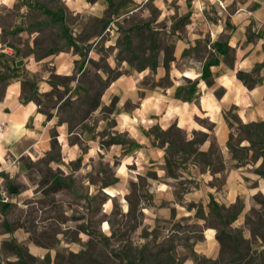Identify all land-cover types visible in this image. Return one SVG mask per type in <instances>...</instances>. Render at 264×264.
I'll return each mask as SVG.
<instances>
[{"label":"rangeland","instance_id":"obj_1","mask_svg":"<svg viewBox=\"0 0 264 264\" xmlns=\"http://www.w3.org/2000/svg\"><path fill=\"white\" fill-rule=\"evenodd\" d=\"M239 1L244 0H20L14 7H0L3 41L12 42L22 55L34 60L53 56L63 64L75 58L73 72L52 69L49 89L32 83L23 91L47 117L56 114L71 130L85 132L94 147L91 156L67 161L55 137L46 155L20 160L23 176L14 177L4 191L13 198L0 221V232L11 233L3 242L4 260H18L21 248L27 264H264V191L257 188L264 180L257 172L264 156L255 157L258 148L256 153L244 150L251 143L237 114L230 116L234 131L227 143L242 168L241 183L255 187L254 193L242 194L231 205L214 198L210 203L182 204L184 209L178 206V211L157 217L153 211L163 203L155 187L164 180L160 170L152 168L164 166L178 179L171 184V198L180 205L194 183L190 177L181 179L191 173L188 167L200 163L202 168L211 164L223 170L225 154L214 135L188 134L176 124L165 128L157 123L142 135L131 125L130 114L138 111L145 94L141 90L135 102L128 90L124 96L109 91L115 80L136 74L141 65L152 73L138 79L142 87L154 91L171 85L170 76L158 79L149 66L152 58L168 68L176 64V43L187 37L188 23L198 17L219 24ZM203 39L195 51L184 53L208 56L206 64L217 61L210 46L220 53L221 43ZM182 83L193 86L187 78ZM81 84L82 93L77 90ZM173 94L181 95L182 90ZM122 114H128L129 123ZM72 141L82 143V138L74 135ZM208 146L209 152L201 151ZM153 150L164 154L153 155L155 164L148 155ZM139 155L141 160L135 158ZM12 185L18 189L11 191ZM2 198L0 190V202L6 204ZM205 228L217 232L221 246L215 257L197 251L206 241ZM14 232L26 236L25 242L42 254L19 242Z\"/></svg>","mask_w":264,"mask_h":264},{"label":"crops","instance_id":"obj_2","mask_svg":"<svg viewBox=\"0 0 264 264\" xmlns=\"http://www.w3.org/2000/svg\"><path fill=\"white\" fill-rule=\"evenodd\" d=\"M19 1L0 0V7H14ZM21 18H18L19 21ZM194 19L188 23L187 37L177 40L176 64H170L169 68L159 64L156 68L158 79L170 76L171 85L158 87L160 89L156 88L154 91H148L147 85L142 87L138 79L152 74L147 66L145 69L137 70L136 74L130 73L115 80L109 88V91L113 90L114 94L120 96H124L128 90L129 99L135 102L141 90L145 94L140 97L142 105L136 108L138 111H132L130 114L131 125L142 135L143 130L157 123L165 128L176 124L188 134L203 131L209 138L214 135L225 154L223 170L213 169L211 164L202 168L200 163L188 167L191 173L181 176V179L190 177L194 183H190L192 186L184 194L183 203L180 205L171 198L173 195L171 184L173 180L178 179L170 177L164 166L152 168L160 170L159 178L164 180L159 181L155 187L160 202L163 203L153 211L157 217L167 216L175 208L178 211V206L184 209L183 205L191 202L210 203L212 198L221 204H235L239 202L242 194L254 193L253 189H256L241 183L242 168L238 167L237 160L230 156L231 149L227 142L234 131V126L230 122L232 113L237 114L243 123L264 121V0L239 1L237 9L226 19H221L219 24L200 22L198 17ZM4 33L5 28L0 24V91L3 92L0 97V190L3 192L14 177L23 176L20 171V160L26 156L40 158L46 155L53 150L55 137L67 161L84 159L92 154L94 149L85 132L82 135L77 129L71 130L69 124L59 122L56 114L47 117L35 102L25 99L23 91L26 82L37 84L42 89H49L48 75L52 69L56 67L65 73L73 72L75 58L72 61L67 59V63L64 64L53 56L34 60L32 57L22 55L19 48H13L15 45L12 42H4ZM206 36L211 40L209 43H226L225 47L229 48L225 53H218L216 47L210 46L212 51L216 52L218 63L211 65L212 76L208 79L203 77V70L210 60L209 57L195 58L194 52L184 53L186 49L195 51L197 45L205 42L203 38ZM11 37L12 35L9 36L10 39ZM229 53L231 58L228 57ZM180 62L183 64L182 68L177 66ZM240 70L246 72L249 79L256 80L254 87H250L238 77ZM6 72L9 74H5ZM183 78L189 79L193 86L184 85ZM179 88L182 94L175 96L173 92ZM77 90L82 93L83 84L78 85ZM126 116L121 115L129 123ZM74 135H80L82 143L73 142ZM209 150V146L201 148L204 152ZM148 155L152 160L153 155L163 157L164 154L153 150ZM135 158L141 160V155ZM152 164H155L153 160ZM219 180L222 181L221 184L217 183ZM257 186L264 191V180H259ZM4 206L5 204L0 202V221L5 211ZM188 211L191 214L193 210ZM12 236L17 237L19 242H24L32 252L42 254L37 246L25 242L26 236L19 232H14ZM8 237H11L10 232H0V264H9L16 260V258L4 260L2 257L3 242ZM204 238L206 241L197 247V251L215 257L221 246L217 232L205 228ZM189 264H193L192 260Z\"/></svg>","mask_w":264,"mask_h":264},{"label":"trees","instance_id":"obj_3","mask_svg":"<svg viewBox=\"0 0 264 264\" xmlns=\"http://www.w3.org/2000/svg\"><path fill=\"white\" fill-rule=\"evenodd\" d=\"M223 47L224 46L222 44H219L218 51L220 53H225V51L227 50V49L224 50ZM152 59L153 60L151 61L149 66H151V68L154 70L159 66L160 62H159V59H157V57L155 56ZM216 63H218V61H211L210 63L204 66L203 77L205 79H208L212 76V72H210V68H211V65L216 64ZM146 67H147L146 65H141L140 69H145ZM238 77L244 80L250 87L255 86L256 80L249 79L248 74L246 72L240 70V72L238 73ZM29 84L32 85V83L26 82L24 83V86L29 85ZM241 128H243L247 132V135H248L247 139L251 143L250 146H245L244 150H248V152L253 151L254 153H256V149L258 148L260 153L257 154V156L255 157L260 158L264 156V121H256L253 123H243L242 122ZM171 172L173 171H170V173ZM257 172L261 174V176L264 177V162L262 163L261 168H259ZM215 203L216 205H218L217 202ZM7 204L8 203H6L5 206H7ZM16 253L19 255V259L15 260L14 262H10L9 264H27L24 258L23 250L21 248H18V251ZM130 262H131L130 264H137L136 262H133V261H130Z\"/></svg>","mask_w":264,"mask_h":264},{"label":"built area","instance_id":"obj_4","mask_svg":"<svg viewBox=\"0 0 264 264\" xmlns=\"http://www.w3.org/2000/svg\"><path fill=\"white\" fill-rule=\"evenodd\" d=\"M2 200L4 203H9V202H12L13 198L10 197L9 193L3 192Z\"/></svg>","mask_w":264,"mask_h":264},{"label":"water","instance_id":"obj_5","mask_svg":"<svg viewBox=\"0 0 264 264\" xmlns=\"http://www.w3.org/2000/svg\"><path fill=\"white\" fill-rule=\"evenodd\" d=\"M18 188L15 186V185H12L11 186V191L13 190V191H16Z\"/></svg>","mask_w":264,"mask_h":264}]
</instances>
